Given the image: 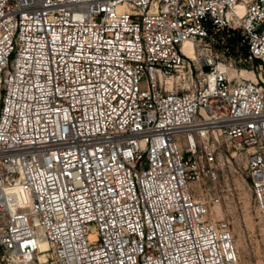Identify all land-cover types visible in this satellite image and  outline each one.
<instances>
[{
	"label": "built area",
	"instance_id": "1",
	"mask_svg": "<svg viewBox=\"0 0 264 264\" xmlns=\"http://www.w3.org/2000/svg\"><path fill=\"white\" fill-rule=\"evenodd\" d=\"M220 28L245 67L167 89ZM219 137L264 229V0H0V264H240L191 189Z\"/></svg>",
	"mask_w": 264,
	"mask_h": 264
},
{
	"label": "rangeland",
	"instance_id": "2",
	"mask_svg": "<svg viewBox=\"0 0 264 264\" xmlns=\"http://www.w3.org/2000/svg\"><path fill=\"white\" fill-rule=\"evenodd\" d=\"M193 49L188 55L189 63L167 76V89L190 90L201 70L212 69L221 62L231 61L232 67H245L246 50L231 28L212 32L204 41H196ZM252 62L256 64L257 60ZM208 156L201 157L200 164L207 173L191 183L193 193L207 203L208 218L227 221L240 264H264V229L250 187L244 154L233 143L219 137ZM213 192L220 195L219 203H213L210 197ZM21 198L26 204L25 195Z\"/></svg>",
	"mask_w": 264,
	"mask_h": 264
},
{
	"label": "bare ground",
	"instance_id": "3",
	"mask_svg": "<svg viewBox=\"0 0 264 264\" xmlns=\"http://www.w3.org/2000/svg\"><path fill=\"white\" fill-rule=\"evenodd\" d=\"M194 43L192 44L190 40H185L183 42V50L187 55H190L193 53L194 51ZM191 57V56H190ZM220 66H222L221 63H219ZM242 73H244V71H242ZM21 195H25V197L27 198L26 193L21 189H17L16 191H13L11 194L8 195V199L10 204H16L17 202H19V204L16 205L17 206H25L26 204H23V201L21 200ZM15 206V205H13Z\"/></svg>",
	"mask_w": 264,
	"mask_h": 264
}]
</instances>
